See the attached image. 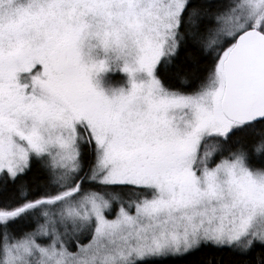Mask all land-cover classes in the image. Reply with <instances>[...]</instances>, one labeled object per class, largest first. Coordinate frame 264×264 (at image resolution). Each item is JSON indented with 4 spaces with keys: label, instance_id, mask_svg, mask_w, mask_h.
<instances>
[{
    "label": "snow or ice",
    "instance_id": "obj_1",
    "mask_svg": "<svg viewBox=\"0 0 264 264\" xmlns=\"http://www.w3.org/2000/svg\"><path fill=\"white\" fill-rule=\"evenodd\" d=\"M0 264H264V0H0Z\"/></svg>",
    "mask_w": 264,
    "mask_h": 264
}]
</instances>
